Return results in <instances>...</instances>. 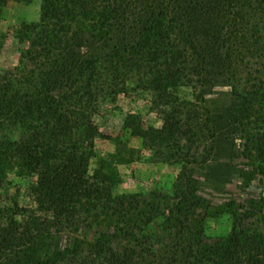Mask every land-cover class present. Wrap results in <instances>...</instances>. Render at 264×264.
<instances>
[{"label":"trees","instance_id":"obj_1","mask_svg":"<svg viewBox=\"0 0 264 264\" xmlns=\"http://www.w3.org/2000/svg\"><path fill=\"white\" fill-rule=\"evenodd\" d=\"M31 1L0 0V26L10 2ZM14 38L18 62L0 70V264H264V196L211 210L230 228L209 244L190 229L203 199L188 176L190 152L232 127L246 176L264 180V0H41L38 22ZM6 40L0 28V55ZM209 76L224 78L232 100L205 119ZM133 92L151 95L162 126L132 112L122 129L182 166L169 192L117 193L121 154L90 175L102 105ZM181 139L186 154L170 146ZM15 180L34 209L2 197ZM65 231L75 237L61 246Z\"/></svg>","mask_w":264,"mask_h":264},{"label":"rangeland","instance_id":"obj_2","mask_svg":"<svg viewBox=\"0 0 264 264\" xmlns=\"http://www.w3.org/2000/svg\"><path fill=\"white\" fill-rule=\"evenodd\" d=\"M40 4L41 0H32L26 4L10 2L6 7L4 20L0 26L7 35L5 47L0 55V70L11 69L17 64L19 54L14 32L24 22H38ZM223 79L216 76L207 78L202 103L205 119L207 114L217 118L232 100L231 88ZM177 94L182 99H194L189 88L180 89ZM151 103V95L133 92L129 96H119L116 100L110 96L102 105L97 123L105 136L97 141L99 156L90 161V175L98 168L101 158L110 161L115 155H123L127 162H119L118 158L114 161L122 179V183L116 188L117 193L144 191L148 195V192L153 190L169 192L182 169V166L166 160L160 162L152 150L145 146L143 140L130 137L122 129L125 117L132 112L141 115L145 127L160 128L162 126L160 115L152 109ZM220 126L223 125L220 123ZM234 131L232 127L225 128L221 130L219 136L222 143L218 142L210 148L208 144L200 147L197 152H190L196 156L198 164L188 166V176L195 179L198 194L203 200L200 205H194L190 210L189 225L194 235L204 230L203 239L209 244L225 235L230 228L226 220L209 218L208 213L211 210L219 209L229 200H236L240 205L250 197L264 196V180L262 181L259 174H255L251 180L246 176V172L248 170L251 172L253 167L250 161L242 156L240 148V144L244 142L242 134ZM109 136L113 138L110 139ZM170 146L172 150L186 154L189 142L181 139L172 142ZM211 148L213 150L208 157L207 152ZM13 195L19 196L22 206L34 209V204L26 192L25 183L15 180L2 197L10 203ZM90 234L92 235V231ZM72 237H75L74 233L62 232L58 244L65 246Z\"/></svg>","mask_w":264,"mask_h":264}]
</instances>
